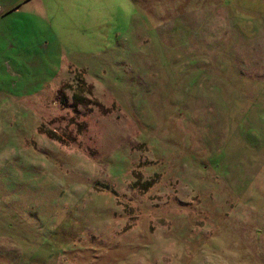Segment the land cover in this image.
Returning a JSON list of instances; mask_svg holds the SVG:
<instances>
[{
    "label": "rangeland",
    "instance_id": "rangeland-1",
    "mask_svg": "<svg viewBox=\"0 0 264 264\" xmlns=\"http://www.w3.org/2000/svg\"><path fill=\"white\" fill-rule=\"evenodd\" d=\"M19 1L0 264H264V0Z\"/></svg>",
    "mask_w": 264,
    "mask_h": 264
},
{
    "label": "crops",
    "instance_id": "crops-1",
    "mask_svg": "<svg viewBox=\"0 0 264 264\" xmlns=\"http://www.w3.org/2000/svg\"><path fill=\"white\" fill-rule=\"evenodd\" d=\"M24 1H27V0H23ZM22 2H20L19 0L12 3V4H7L6 2H0V16H4L6 15L7 13L9 12H12V11H15V10H18V8L20 7ZM7 5V6H6ZM6 7V8H3V7ZM46 87V86H45ZM44 88V87H43ZM41 88V89H43ZM40 91H34V92H31L30 94H26L24 96H28V95H31L33 93H38Z\"/></svg>",
    "mask_w": 264,
    "mask_h": 264
}]
</instances>
